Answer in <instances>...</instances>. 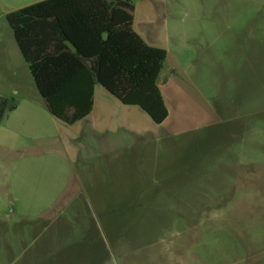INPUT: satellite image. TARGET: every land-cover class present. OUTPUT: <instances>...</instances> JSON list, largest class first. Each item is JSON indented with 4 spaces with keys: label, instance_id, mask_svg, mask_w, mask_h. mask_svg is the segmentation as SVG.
Segmentation results:
<instances>
[{
    "label": "rangeland",
    "instance_id": "1",
    "mask_svg": "<svg viewBox=\"0 0 264 264\" xmlns=\"http://www.w3.org/2000/svg\"><path fill=\"white\" fill-rule=\"evenodd\" d=\"M38 1L0 0V98L19 100L12 92L18 87L10 86L9 79L21 66L24 93L38 94L7 20L9 12ZM131 1L135 5V29L168 53L163 65L168 81L162 88L173 92L171 85L182 87L178 95L187 100L203 92L216 104L241 101L243 92L251 88L249 100L255 99L260 105L254 110L256 126L245 130L243 149L232 146V158L219 152L227 145L221 135L231 127L228 121L220 120L212 137L200 145L195 135L202 140L203 131L172 134V129L168 130L172 135L166 142L169 152H161L159 162L184 167L185 184L196 188H186L180 194L184 200L192 198L194 205L175 204L170 199L162 205L163 215L146 216L144 212L132 218L117 207L114 211V206H98L84 199L86 205H80L84 214L76 218L78 205L64 202L60 167L55 166L54 173L53 164H28L23 159L28 145L47 146L48 141L32 138L40 132L47 135L52 128L35 125L30 133L29 125V139L24 140L27 135H18L16 115L6 117L0 122V264H31L28 260L40 248L51 254L46 259L49 264H66L67 252L69 258L73 252L79 259L95 252L94 257L104 261L101 264H264V0ZM175 67L184 71L173 76ZM169 105L173 119L178 111L171 102ZM58 149L67 154L60 143ZM241 150L247 156H241ZM123 158L118 155L117 181L129 180L136 169L137 162L126 163ZM233 161L247 167H239L242 169L230 187L223 178L226 165ZM79 166L81 162L76 163V171ZM109 220L116 221V233L122 234L124 229L149 233L114 238ZM68 228L79 236L85 230L87 237H67L63 232ZM159 231L164 236H151ZM81 240L86 244L84 252L72 248Z\"/></svg>",
    "mask_w": 264,
    "mask_h": 264
},
{
    "label": "crops",
    "instance_id": "2",
    "mask_svg": "<svg viewBox=\"0 0 264 264\" xmlns=\"http://www.w3.org/2000/svg\"><path fill=\"white\" fill-rule=\"evenodd\" d=\"M144 23L149 24L150 21L145 20ZM136 24L137 21L134 16L133 29L147 44L159 47L152 42L153 40L150 37H146L138 29L136 30ZM138 27L142 29L141 25ZM240 45L242 47V44ZM236 55H239L238 51ZM27 67L29 68L28 64ZM20 69L16 68L17 71L9 79L10 86L15 85L18 87L14 88L12 92L15 96H19V100L13 99L12 102L15 107L10 111L8 117L16 115L18 118V135L20 136L28 134L29 125L30 133L35 125L45 124L52 128L50 132H47V135L40 132L38 133L39 137L38 134L33 138L30 137L33 140H46L48 144L47 146L44 144L28 145L23 152V159H27L28 164L41 161L53 164L54 173L55 166L60 167V181L64 184V202L66 201L65 204L75 203L78 205L74 211L75 214L78 212L76 218H81L84 214L81 210L82 204L86 205L85 201H83L84 199L98 206H114V211L117 207V209L125 213L124 215L132 218L133 216L139 217L144 212L146 216L150 215L148 213L156 216L163 215L162 205L167 204L170 199L175 204L194 205L195 201H192V198L184 200L185 198L180 194V191L186 188H196V185L189 186L185 184L183 174L186 170H184V167L179 163L174 164L173 167L162 166L159 162L158 158L161 152H169L166 142L172 135H170L168 130L171 128L172 134L203 131L204 137L202 140L200 136L195 135V138H197L196 142L200 145L208 142L220 120L228 121L232 125L227 129L226 134L221 135V138L226 139L227 145L224 150L219 152H222L226 158H232L235 155L232 146H240L242 149L245 147L247 139L245 130H249L251 127L254 130L256 126L255 116H257L254 110L258 107L260 109V105L257 106L258 101L255 99L249 100L247 94L252 93L251 88L243 92L241 101L225 100L220 104L212 103V99L206 97L199 89L197 90L202 94L194 95L192 99L187 100L184 96L178 95L182 87L180 89L176 85H171L173 92H170V88H162V84L168 81L163 67L158 78V87L168 109V116L162 123H156L139 105L123 103L101 84L96 83L94 86L93 106L90 113L84 118L69 124L49 111L47 103L39 93L36 85L37 96H35L33 87H31V90L34 92H29L32 95L24 93L26 90L23 91L22 86L25 85L20 75L23 70L22 66ZM180 70L175 67L172 75L181 74ZM0 72L2 73V71ZM186 73L182 72V75ZM162 79L164 80L162 81ZM194 84L197 88L196 81H194ZM254 90L257 93L262 92L258 88H254ZM170 102L174 105V108L176 107L175 110L178 111V115L173 119H171ZM22 139H29V136L22 137ZM58 143L64 147L67 154L58 149ZM240 154L241 156H247L242 150ZM118 155L121 158L124 157L123 160L126 163L137 162V165H134L136 169L132 171L133 175L129 180H116L118 176L116 171V165L119 161ZM147 158L150 159L147 160ZM145 159L146 163L142 164ZM166 161L169 162L167 159ZM77 162H81L82 166H79L76 171L75 165ZM240 166L243 169L247 167L245 166L244 168L242 163L238 165L236 161L226 165V176L223 179L227 186L231 187V185H234L236 175L242 169H239ZM122 190H130L131 193L130 195H118L117 191ZM78 198H82V201H76ZM145 209H147V212ZM182 212L183 210L179 214H182ZM103 214L106 216L105 209ZM108 225L113 226L112 235L114 238L116 236L132 235L134 237H142L149 233L147 230L141 231L137 229L132 233L130 231L133 230L124 229L121 234L116 233V221L109 220ZM64 231L63 234L67 237H87L85 230H83L81 236L74 229L68 228ZM151 236H164V233L159 231L151 233ZM75 243H73L72 248L79 247L78 249L84 252V248H86L84 241H76ZM66 249L68 250L67 247ZM67 253L65 256L66 264H101L104 262L98 257H94L95 252H92L90 256H82L80 259L73 252L69 258ZM75 254L79 255V253ZM50 256L51 254L48 251L40 248L38 251L34 250L31 258L32 262L29 260L28 262L41 264L43 261L49 264L46 259ZM97 259L100 262H96Z\"/></svg>",
    "mask_w": 264,
    "mask_h": 264
},
{
    "label": "trees",
    "instance_id": "3",
    "mask_svg": "<svg viewBox=\"0 0 264 264\" xmlns=\"http://www.w3.org/2000/svg\"><path fill=\"white\" fill-rule=\"evenodd\" d=\"M131 0H42L9 12L10 24L49 111L72 124L93 106L101 84L156 123L168 116L158 87L167 57L133 29ZM15 107L0 98V122Z\"/></svg>",
    "mask_w": 264,
    "mask_h": 264
}]
</instances>
